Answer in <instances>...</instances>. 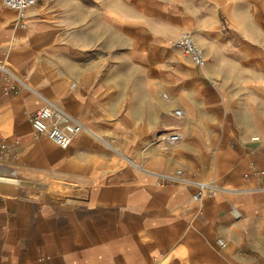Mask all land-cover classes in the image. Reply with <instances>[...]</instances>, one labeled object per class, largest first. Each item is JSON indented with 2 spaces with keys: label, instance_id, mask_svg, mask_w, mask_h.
<instances>
[{
  "label": "crops",
  "instance_id": "obj_1",
  "mask_svg": "<svg viewBox=\"0 0 264 264\" xmlns=\"http://www.w3.org/2000/svg\"><path fill=\"white\" fill-rule=\"evenodd\" d=\"M184 31L202 69L168 53ZM149 51L176 69L146 90ZM0 57L27 67L33 89L0 99V168L13 171L0 181L15 185H0V264H264V176L250 166L264 171V0H48L21 20L0 0ZM165 86L183 115L167 125ZM45 100L90 132L67 148L33 139L29 115ZM161 124L181 139L142 148L145 171L129 162L135 153L115 164L97 136L129 151ZM177 168L218 189L195 202L192 184H158Z\"/></svg>",
  "mask_w": 264,
  "mask_h": 264
},
{
  "label": "built area",
  "instance_id": "obj_2",
  "mask_svg": "<svg viewBox=\"0 0 264 264\" xmlns=\"http://www.w3.org/2000/svg\"><path fill=\"white\" fill-rule=\"evenodd\" d=\"M47 2L48 0H1L5 8L15 11L19 15V20L24 17L28 9L44 5ZM20 27L23 28L24 24H20ZM174 47L183 57L188 58L195 68L202 69L205 66L206 58L204 51L195 43L191 32H181L174 42ZM0 71L3 75V82L0 86V99L11 95H17L22 87L33 90L21 75L19 76L16 74L15 70L0 66ZM163 97L167 99L166 95H163ZM172 114L177 119H181L183 116L180 109H174ZM29 122L33 139L38 140L44 137L61 148H67L82 131L90 132L81 121L64 112L55 103L48 100H45L43 106L29 115ZM180 139L181 136L177 132L172 130L167 131L166 129L155 133L153 144L163 147L166 144H175L180 141ZM252 140L258 141V137H253ZM14 144L18 145L19 141L15 140ZM145 151H147L146 148L142 150V153H145ZM8 152L7 145L4 143L0 144V161L4 159V156ZM129 162L135 168L145 171L141 163L131 160ZM250 166L252 175L264 176V171L257 169L254 163H250ZM157 178L158 184H192L194 186V191L191 198L195 202L212 196L218 189L213 182L197 183L188 180L183 168H177L174 172L167 175H160ZM185 209L188 208L186 207ZM217 243L221 248L225 246V243L221 239H217Z\"/></svg>",
  "mask_w": 264,
  "mask_h": 264
},
{
  "label": "rangeland",
  "instance_id": "obj_3",
  "mask_svg": "<svg viewBox=\"0 0 264 264\" xmlns=\"http://www.w3.org/2000/svg\"><path fill=\"white\" fill-rule=\"evenodd\" d=\"M44 13H45V10H41V12L39 11V14L41 15L40 17L42 19H45ZM26 43H23V44H26ZM170 50H171V52H168L169 55L170 54H177L180 59L181 58L183 59L181 53L177 52L175 50L174 46L170 47ZM157 56H158V53H154V51H149L148 55L147 54L145 55V65L140 63L142 69L145 71V89L146 90H147V83L151 82L154 78H156L159 75L160 71L163 72V75H165L166 72H169L170 74L175 73V69H176L175 63L176 62H174L172 60L173 59L172 56L171 57L166 56V58L164 59V63L162 64V67H159V65L156 64ZM1 59H3V58L0 57V60ZM184 60H187V59L184 58ZM3 61H4V59H3ZM141 67L134 66L133 67L134 73H142ZM14 69L16 70L15 71L16 74L19 76L21 75L22 78L26 81L28 68L27 67H21L20 68V67L14 66ZM148 79H151V80H148ZM26 83L28 84L27 81H26ZM165 87L166 88H164L163 90L160 91V94H159L160 98L163 99L164 98L163 95H166V94H168L172 98L171 92H169L167 90V86H165ZM145 95H146V91H145ZM146 96H145V119L151 122L153 114L150 113V108L152 107V105L149 104V100ZM163 101H164V99H163ZM164 102L167 104V108H169V109L166 108L167 109L166 113H167V111L171 113V115H167L166 113L163 115V120H164L163 124L167 125V122L170 120L169 117L170 116L174 117V116H172L173 115L172 112L175 109V107L172 106V104L170 105L169 103H167L166 100ZM163 124H161L157 129H155V128L146 129L145 130V136L150 134V136L153 137V139H151V137H149L150 139L147 138L144 140V142H145L144 146H142L140 144L135 149L131 147L129 151H128V149L126 150L125 146L121 145V143H119V142H118V145H115L114 143H112L109 140L112 137L108 133H105V135L98 134L97 136L99 138H101L102 141L105 142V144H108L111 146V148L108 147L112 150L111 153H113V154L117 153L118 154L119 157L117 158V160L115 162V164H117L118 166L126 164L121 159V156L123 158V156H130V155H132V153H135V155H136L135 156V159H136L135 162L139 163L137 161V159H138L139 153L141 152L142 148H144V147L146 148L147 151L145 152V155L147 156V152L148 153L152 152L154 150V148L156 147L153 144L154 136H155L156 132L166 130V128L163 127ZM167 131H169V129H167ZM114 140L116 141L117 139L115 138ZM168 146L169 145H167V144L164 145V148H162V150H166L168 148ZM3 170H7V171L9 170V172H12V169L0 168V177H3V175H2ZM8 177L16 178L14 175L11 176L10 174H8ZM0 185L15 186L14 183H7V182H3V181H0Z\"/></svg>",
  "mask_w": 264,
  "mask_h": 264
},
{
  "label": "bare ground",
  "instance_id": "obj_4",
  "mask_svg": "<svg viewBox=\"0 0 264 264\" xmlns=\"http://www.w3.org/2000/svg\"><path fill=\"white\" fill-rule=\"evenodd\" d=\"M0 66L5 68L4 63L0 60Z\"/></svg>",
  "mask_w": 264,
  "mask_h": 264
}]
</instances>
